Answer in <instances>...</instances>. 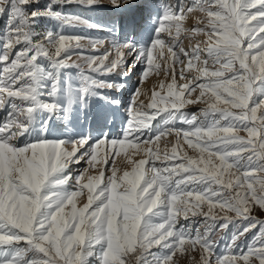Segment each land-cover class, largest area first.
I'll return each mask as SVG.
<instances>
[{"label": "snow or ice", "instance_id": "6c2138e0", "mask_svg": "<svg viewBox=\"0 0 264 264\" xmlns=\"http://www.w3.org/2000/svg\"><path fill=\"white\" fill-rule=\"evenodd\" d=\"M0 20V264H264V0H0Z\"/></svg>", "mask_w": 264, "mask_h": 264}, {"label": "rangeland", "instance_id": "374dc122", "mask_svg": "<svg viewBox=\"0 0 264 264\" xmlns=\"http://www.w3.org/2000/svg\"><path fill=\"white\" fill-rule=\"evenodd\" d=\"M41 2L42 3H46L47 0H41ZM142 3H143V0H136V4H137L138 7L141 6ZM65 10L89 16L90 18H92L94 20L97 19V20H100V21H103V22H107V20L111 16L120 17L121 15L129 14V13L135 11L136 9H127L124 12H121L119 10H111V11H108V12L100 11V12H97V13H92V12H88V11H86L84 9H81L78 6L70 5V6H67ZM192 23H193V21H189L186 24V26L190 27L192 25ZM2 25H3V20H0V27H2ZM68 31L73 33V34H81L82 33V30H80V29H70ZM89 34L94 35L93 32H90ZM198 39L202 41L205 38L203 36H200V37H198ZM192 42L193 41H190L189 39H184V41H183L184 46L186 48L189 47ZM179 67H181V66L177 65V68H179ZM138 71H139V69H137V73L136 74L134 73L131 76L130 81L128 82L129 83L128 88L125 89L122 94H119L120 95V99H121V104H122L121 111H123V107L126 106L128 97L131 94V89L135 85V83H136V81L138 79ZM177 80H178V83H184L185 82V81L179 80V78H177ZM160 81L170 82L171 81V75L169 74L166 77L164 71L162 70L159 75H155V74L150 75V77L144 82L143 85H141V87H142V89H144L146 87V89L149 92L148 94L151 95V90H152L153 86L155 85L158 88ZM150 95H148V96L150 97ZM149 97L142 96L141 100H144L145 102H147ZM201 107H204V105H202V104L189 105V106H187V108L185 110L188 111V112H196ZM2 115L3 114L0 113V116H2ZM159 122H160V120H159V117H158L157 120L153 121V124L155 125V124H157ZM177 126L179 127L180 125H177ZM112 134L113 135H118L119 134V123H117V125H116V127L114 129H112ZM241 134L243 135L244 133H241ZM174 140H175L174 136H169V137H167L166 140L164 138H162L158 142L159 143V147L162 150L165 148L166 145L169 146V148H170L171 144L174 143ZM189 154L190 155H195L196 153L193 152L191 149H189ZM134 158H140V157H134ZM117 164L118 165L120 164V158L119 157L117 158ZM83 166L84 165L81 164V165L75 166V167H83ZM85 202H86V199H85ZM81 204H82V202H81ZM253 214L256 215L260 219H264V211H262V210H260L258 208L253 210ZM194 227H195V225H194ZM200 227L202 229L203 225H200ZM253 231H255V230H253ZM229 236H230V233H226L224 231H219V232H216L214 234V239L218 242V247L216 249V254L217 255L226 253L227 250L225 248V245L229 241ZM250 239H251V234H249L246 237H242L239 241H237V243H243V242H246L247 240H250ZM174 259H176L178 261V264H198V262H199V252L197 251V252H192V253H185L182 256L178 254L177 257H175Z\"/></svg>", "mask_w": 264, "mask_h": 264}, {"label": "bare ground", "instance_id": "6f19581e", "mask_svg": "<svg viewBox=\"0 0 264 264\" xmlns=\"http://www.w3.org/2000/svg\"><path fill=\"white\" fill-rule=\"evenodd\" d=\"M189 21H191V20H189ZM189 21H187L186 24H187ZM93 33H94V35H97V34H98V33H95V32H93ZM142 90H144L145 93H146V95H144V96L149 97L148 95H150V94H148L149 92H148V90L146 89V87H145L144 89H142ZM85 199H86L85 197H81V198L79 199V201H78V204L82 206V204L85 203ZM81 202H82V204H81Z\"/></svg>", "mask_w": 264, "mask_h": 264}]
</instances>
